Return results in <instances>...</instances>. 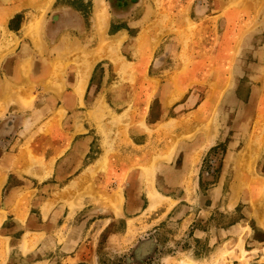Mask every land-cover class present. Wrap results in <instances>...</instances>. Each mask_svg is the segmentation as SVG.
Wrapping results in <instances>:
<instances>
[{"label":"rangeland","instance_id":"obj_1","mask_svg":"<svg viewBox=\"0 0 264 264\" xmlns=\"http://www.w3.org/2000/svg\"><path fill=\"white\" fill-rule=\"evenodd\" d=\"M33 1L39 10L25 22L16 13L0 32V174H38L55 137L86 129L91 135L96 127L115 130L121 148L124 128L143 130L162 115L166 161L175 166L187 158L183 174L155 160L132 168L150 174H73L83 158L93 160L97 136L73 146L60 171H74L56 174L52 198L77 234L72 245L86 236L84 226L76 229L81 221L114 218L93 243L100 264H210L230 252L238 258L228 264H241L239 256L244 264H261L264 0ZM23 22L27 33H16ZM197 139L206 143L198 157ZM179 145L184 151L176 154ZM198 158V173L186 174ZM156 165L164 170L153 174ZM19 181L11 175L9 187ZM146 187L156 192L151 209ZM40 190L41 199L48 196ZM128 215L138 220V242L152 244L135 248L130 233L117 236ZM237 223L246 231L226 247L224 229ZM29 261L12 253V264Z\"/></svg>","mask_w":264,"mask_h":264},{"label":"crops","instance_id":"obj_2","mask_svg":"<svg viewBox=\"0 0 264 264\" xmlns=\"http://www.w3.org/2000/svg\"><path fill=\"white\" fill-rule=\"evenodd\" d=\"M54 4L55 2L52 5L54 6ZM39 9V2L37 3L33 0H15L8 2L7 5H5V3H0V32L6 31L10 18L16 13L24 14L23 19L25 22L29 13L36 12ZM64 9L66 10L67 8L65 7ZM52 16L53 19L57 17L61 19L63 14H61L60 17L57 15ZM24 22L23 26L15 30L16 33H27H24ZM64 31L65 27H61L59 31L61 33L59 34H64L62 33ZM64 49L70 50L69 47L67 49L64 47ZM80 84H82V81ZM186 114L187 113H182L171 119L172 121L179 122ZM166 127L167 122L161 115L160 119L150 122L143 130L124 128L121 132V135L124 137V144L119 143L121 148L117 146L118 142L113 141L116 131L112 129L107 130L96 127L95 134L94 132L92 133L93 135L88 134L89 131L86 129L84 130L85 132L81 131L79 134L71 137H66L64 135L62 138L57 136L54 138L55 143L50 145L51 150L49 151V156L45 158L42 163V170L40 167L38 174H8L9 172L0 174V264H12L11 257L15 250L23 256H31V261L27 264H100L98 249L96 246L93 248V243L97 244L98 240L103 238L104 229L114 222L115 219L104 220L97 218L90 222L88 220L81 221L80 224H78L79 228L76 229H81V227L84 226L87 233L85 237L82 235L79 245L73 246L71 241L77 234L73 235L71 222L66 218V215L60 218V213L56 208L59 202L57 204L56 201L54 203L52 202V198H54L53 194L56 190L54 182L56 174H72L71 172L74 170L64 173H61L60 170H62L61 168L67 163L66 161L69 159V155L71 156V153H73V146H81L84 142L90 143L93 141L95 135L97 136V152L95 156L91 158L93 160L84 164L85 159L83 158L80 168L74 171L73 174H131V172L134 171L140 174H150V172L146 173L142 169L135 168L132 170L135 163L145 160L159 161L161 165L163 163V165L169 166V168L175 170L176 174H183V163L186 162L187 158L183 157L181 164L179 165L178 163V165L175 166L173 160L171 162L166 161V157L169 156L167 150ZM70 130L72 131V129ZM203 138L206 140L210 137L209 135L203 134ZM207 142H209V140H207ZM196 146L197 151L194 152H198V157L200 154L199 148L202 147V149H204L206 143L204 140L201 141L197 139ZM183 151V145H179L176 148V154L182 153ZM199 159L200 158L193 159L195 162H191L192 169L188 170L186 174L198 173L199 165L201 164ZM105 161H107L108 167L100 168L99 164ZM120 161L127 165L120 167ZM101 169L104 170V172H101ZM153 169V174H156L155 171L157 169L164 170V167L159 168L156 165ZM11 175H15V177L21 179V181L9 187V178ZM259 175L261 176V174ZM29 182L32 183L31 187L27 186ZM34 186H36L37 192H35L36 188ZM41 187L45 188L44 191H47L48 195L47 197L43 196L42 199L40 196ZM59 188L65 189L62 187ZM144 191L148 196L147 206L151 209L152 206L150 204L152 203V199L150 198V194L155 197L156 192L151 187H146ZM226 193L231 194L232 192L227 190ZM225 200V205L228 208L229 198ZM129 210L130 209L127 208L124 211L127 212ZM9 220L11 224L7 225V221ZM137 221L138 220L133 218V215L131 217L128 215L124 225L125 229L118 233L117 236L125 237L127 234L128 237L130 233L128 245H133L135 248L137 244V248H141L145 244H152L154 240L151 239H146L145 244H143L144 241L139 243L137 240L138 238H136L137 236L133 235V228H136ZM257 227L263 234L259 242L262 246L261 251L264 253V222L257 224ZM245 231L246 228L239 223L227 227L224 229L225 238H223L222 243H226V247L231 246L233 242H238L240 240L242 233ZM88 238L91 239L90 242ZM217 240L218 239H216V241ZM136 242L138 243L136 244ZM154 253V251L149 252L146 256H152ZM231 253L232 252L229 254L227 253L228 255L225 254L224 256H220L218 263L212 262L210 264H228V258H238L236 254H232L231 256ZM250 255L249 252L248 258H250ZM136 257L137 256H134L133 260L137 259ZM242 257L243 256H239V259H241L240 263L244 264L245 262L242 261ZM210 259L209 256V260ZM262 259L263 261H261V264H264V258Z\"/></svg>","mask_w":264,"mask_h":264}]
</instances>
